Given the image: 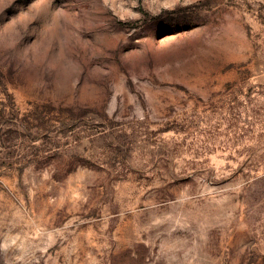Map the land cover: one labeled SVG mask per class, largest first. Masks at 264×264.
Here are the masks:
<instances>
[{"label": "rangeland", "instance_id": "obj_1", "mask_svg": "<svg viewBox=\"0 0 264 264\" xmlns=\"http://www.w3.org/2000/svg\"><path fill=\"white\" fill-rule=\"evenodd\" d=\"M0 264H264V0H0Z\"/></svg>", "mask_w": 264, "mask_h": 264}]
</instances>
